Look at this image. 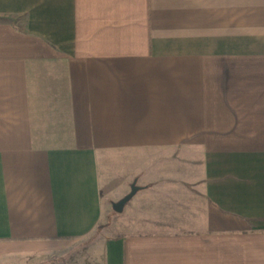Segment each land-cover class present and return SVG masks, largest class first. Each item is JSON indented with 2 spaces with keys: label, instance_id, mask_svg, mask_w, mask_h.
<instances>
[{
  "label": "crops",
  "instance_id": "obj_1",
  "mask_svg": "<svg viewBox=\"0 0 264 264\" xmlns=\"http://www.w3.org/2000/svg\"><path fill=\"white\" fill-rule=\"evenodd\" d=\"M82 242L264 264V0H0V264Z\"/></svg>",
  "mask_w": 264,
  "mask_h": 264
},
{
  "label": "rangeland",
  "instance_id": "obj_2",
  "mask_svg": "<svg viewBox=\"0 0 264 264\" xmlns=\"http://www.w3.org/2000/svg\"><path fill=\"white\" fill-rule=\"evenodd\" d=\"M180 226H183L181 224ZM128 229V227H126ZM86 243L82 242L72 248V251L62 257L47 259L36 264H92L87 253Z\"/></svg>",
  "mask_w": 264,
  "mask_h": 264
},
{
  "label": "water",
  "instance_id": "obj_3",
  "mask_svg": "<svg viewBox=\"0 0 264 264\" xmlns=\"http://www.w3.org/2000/svg\"><path fill=\"white\" fill-rule=\"evenodd\" d=\"M138 190V186L135 183L130 184V191L126 193L123 197H121L119 200L112 203V209L115 212L122 211L125 203L129 201V199L135 194V192Z\"/></svg>",
  "mask_w": 264,
  "mask_h": 264
}]
</instances>
